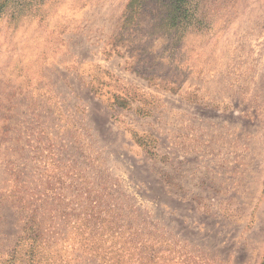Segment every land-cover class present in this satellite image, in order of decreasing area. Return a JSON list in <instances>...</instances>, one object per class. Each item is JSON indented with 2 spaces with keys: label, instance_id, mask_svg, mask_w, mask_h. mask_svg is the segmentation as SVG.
Instances as JSON below:
<instances>
[{
  "label": "rangeland",
  "instance_id": "1",
  "mask_svg": "<svg viewBox=\"0 0 264 264\" xmlns=\"http://www.w3.org/2000/svg\"><path fill=\"white\" fill-rule=\"evenodd\" d=\"M0 264H264V0H0Z\"/></svg>",
  "mask_w": 264,
  "mask_h": 264
},
{
  "label": "trees",
  "instance_id": "2",
  "mask_svg": "<svg viewBox=\"0 0 264 264\" xmlns=\"http://www.w3.org/2000/svg\"><path fill=\"white\" fill-rule=\"evenodd\" d=\"M123 99H124V98H122V96L117 95V96L115 97V99H114V102H115V104L118 105V106H123V104H122V102L124 101Z\"/></svg>",
  "mask_w": 264,
  "mask_h": 264
}]
</instances>
